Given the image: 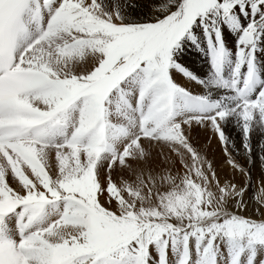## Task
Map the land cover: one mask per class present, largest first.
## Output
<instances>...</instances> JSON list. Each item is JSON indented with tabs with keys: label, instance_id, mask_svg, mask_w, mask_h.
<instances>
[{
	"label": "snow or ice",
	"instance_id": "snow-or-ice-1",
	"mask_svg": "<svg viewBox=\"0 0 264 264\" xmlns=\"http://www.w3.org/2000/svg\"><path fill=\"white\" fill-rule=\"evenodd\" d=\"M262 57L264 0H0V264H264V187L190 137L251 186Z\"/></svg>",
	"mask_w": 264,
	"mask_h": 264
},
{
	"label": "bare ground",
	"instance_id": "bare-ground-1",
	"mask_svg": "<svg viewBox=\"0 0 264 264\" xmlns=\"http://www.w3.org/2000/svg\"><path fill=\"white\" fill-rule=\"evenodd\" d=\"M229 37V42H230V44H231V42H234L233 40H232V38H231V36H228ZM204 46L202 45V48H203ZM189 52L191 53L190 55H187V62H188V66L189 67H191L194 71H196L197 72V74L198 75H201V76H203V75H205V74H207V72H208V68L206 67V65H207V63H208V61H207V56H205V55H202V53L201 52H197L196 50H195V48H190L189 49ZM177 79L182 83V84H184V83H186V81L183 79V78H181V77H177ZM191 84V83H190ZM188 85H189V83H188ZM193 85V84H192ZM190 86V85H189ZM194 86V85H193ZM191 87V86H190ZM199 87V86H198ZM194 128V127H193ZM225 131H226V133H227V135L230 137V139L233 141V142H235V143H237V145H239V139H240V133H239V129H237L236 127H235V125H227L226 126V128H225ZM195 134V130L193 129V131H192V129H191V132H190V135L192 136V135H194ZM260 144H263V141L260 139V137L257 135V133H255L254 134V153H255V155H254V157H252L251 159H252V163H246V160L248 159L247 157L245 158V161H244V165H245V167L247 168V169H249L250 170V172H251V177H253L254 175H255V173H256V171L257 170H262V172H263V174H261L262 176L264 175V165H261L260 164V162H259V156L262 154L261 153V149H260V147H259V145ZM195 146L197 147V149L201 152V153H203L206 157H207V159L209 160V158L211 157V154H210V152H207L206 150H202V149H200V148H198V146L195 144ZM239 149V147H237V149H232L231 147H230V151L236 156V157H244L243 155H241L240 154V150H238ZM178 159V158H177ZM213 164H215L218 168H219V170H220V172H218L220 175H221V173H223V174H225V175H227L226 177L224 176V175H222L223 177H225L227 180H230V181H232L233 183H235V184H237L238 186H240V185H242V184H245L246 185V187H248V192L250 191V187L247 185V180L245 179V178H243V177H240V178H238V176H236V174L234 173H232L231 172V170L229 171V170H227V168H226V166L225 165H223V164H217V163H213ZM216 166H214V167H216ZM216 167V168H217ZM228 167V166H227ZM229 169V168H228ZM183 168H182V166L177 162V164H176V166H175V168L173 169V172H174V174H176V173H178V174H180V175H182L183 174ZM236 171V170H235ZM217 172V171H216ZM218 175V174H217ZM219 177H221V176H219ZM220 179H222V177L220 178ZM225 179V180H226ZM224 180V181H225ZM222 182H224L223 180H221ZM258 180H256V182H257ZM257 184V183H256ZM252 185V184H251ZM261 209H263V211H264V208H261ZM256 210V209H255ZM255 210H253V209H251V207H249V212H252V213H255Z\"/></svg>",
	"mask_w": 264,
	"mask_h": 264
},
{
	"label": "rangeland",
	"instance_id": "rangeland-1",
	"mask_svg": "<svg viewBox=\"0 0 264 264\" xmlns=\"http://www.w3.org/2000/svg\"><path fill=\"white\" fill-rule=\"evenodd\" d=\"M228 36H231L232 40L234 41L235 38L232 37L231 33H228ZM262 59H264V57H262ZM206 67L208 68V63L206 65ZM189 85H187V86L190 89L196 90L198 88V85H196L194 82L191 83V84L189 83ZM193 127L194 128H192V131L194 129L195 130V134L192 135V136L190 135V137H191V143L193 144V146L195 148H197L195 146V144H196L198 146V148H200L202 150L204 149L207 152H210L211 157L209 158V161H211L213 163H217V164H223V165L226 166L227 170L230 171L232 168H231V166L227 165V163H226L227 157L225 156V154L223 152V146L216 139V137H215L214 133L212 132V130L211 129H205V128H202V127H199V126H193ZM257 135L260 137V139L263 141V144H264V136H261L258 132H257ZM238 150H240V154L243 155L244 157H240V156L239 157H236L233 153H232V155L237 159V161L241 165H243L245 167L244 161H245L246 155L243 153V150L242 149H238ZM201 154H203V153H201ZM213 166H216V165L213 164ZM216 167H214V168L217 171L218 176H221L222 177L221 180L224 181L227 178L226 177L227 175H225L223 173H221V175H220L218 173V172H220V170H219L218 167L217 168ZM231 172L233 174L235 173L236 176H238V178L243 177L246 180H248V177L246 175L242 174L238 169H232ZM261 174H263L262 170H257L256 173H255V175L253 177H251V184L252 185L250 187L251 189L249 191V195L255 194V196H258L260 194V189L262 187H264V184L261 183V178L264 177V175L262 176ZM222 175H224L226 178L223 177ZM256 180H258V181L256 182ZM240 186L246 187L245 184H242ZM249 207H251V209H253V210H255L257 207L264 208V206H261L259 204H252V203L249 204ZM261 210L263 211V209H261ZM257 216H258V213H257Z\"/></svg>",
	"mask_w": 264,
	"mask_h": 264
}]
</instances>
